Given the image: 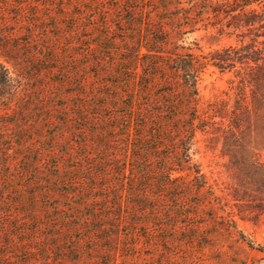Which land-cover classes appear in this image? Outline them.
<instances>
[{"label": "trees", "instance_id": "trees-1", "mask_svg": "<svg viewBox=\"0 0 264 264\" xmlns=\"http://www.w3.org/2000/svg\"><path fill=\"white\" fill-rule=\"evenodd\" d=\"M209 28L239 42H187ZM260 38L264 0H0V264H208L256 250L193 155L198 133L220 132L264 196L247 94L203 102L198 88L208 66L263 80ZM35 109L24 127L12 119Z\"/></svg>", "mask_w": 264, "mask_h": 264}, {"label": "rangeland", "instance_id": "rangeland-1", "mask_svg": "<svg viewBox=\"0 0 264 264\" xmlns=\"http://www.w3.org/2000/svg\"><path fill=\"white\" fill-rule=\"evenodd\" d=\"M68 25L72 23V20L66 21ZM68 30V29H67ZM99 32H106L104 29H99ZM82 36L93 39L94 42L97 40L94 36V31H83ZM78 36V35H77ZM239 39L235 34L233 35H219L216 30L209 28L208 31L199 30L193 35H190L187 42H196L205 52H209L213 48H219L223 46H228L232 44H237ZM72 41V39H70ZM69 40V41H70ZM264 38H260V41ZM245 42H249V39L246 38ZM89 46L88 40L84 45H78V48L82 50L85 46ZM251 72L249 69L238 68L236 70L220 72L217 68L208 66L204 72L201 74L199 81V95L201 100H215V99H225L229 100L232 104L236 95L239 92V89L243 91L248 96V105L255 112L252 114V121L250 130L247 133V139H250L252 145L257 148L264 147V79L256 83L249 82ZM23 83L26 81H22ZM23 85L21 90H28L31 92V95H36L35 87ZM26 88V89H23ZM260 93V99L252 100V92L256 91ZM260 101V102H259ZM62 103V100L55 99L52 104ZM44 106V104H43ZM256 107V109L254 108ZM39 108V107H38ZM37 108V109H38ZM35 109L34 114H30L28 119H21L20 115H15L12 119L18 122V126L24 127L30 123L32 119L36 117L39 118L42 113ZM55 109V107H54ZM54 115H58L61 119L63 116L61 113L54 111ZM57 109V108H56ZM27 123V124H25ZM32 123V122H31ZM42 124V123H41ZM84 126V122H81ZM34 124L32 123V129H28L29 133L26 131L21 133L22 139L24 140L23 135H33L34 137ZM78 127V126H77ZM9 129L13 136L15 132L19 131L20 127L16 128L11 126ZM47 129V128H46ZM91 131H94L95 126H90ZM67 137L75 138L74 128L67 129ZM202 134L198 133L196 136V147L193 155L194 161L200 166L203 173L207 175L210 181L215 184V189L218 195L226 194L225 197L229 202V206L233 208V219L237 223V226L243 233L252 241L255 242L256 250L241 249L239 250L238 246L234 248V253L227 256V260L220 262L218 256L220 254H212V258H208V264H264V252H260L257 249L258 247H264V196L262 195L261 178L253 175L252 178L242 172L239 168L233 165L230 162V159L227 155L223 154L222 141L223 138L220 136V132ZM36 139H38L36 137ZM47 142V141H46ZM25 143V141H24ZM63 149L65 147L62 145ZM22 151H19L21 155ZM236 153V152H235ZM259 161L264 163V151L259 154ZM29 156H33V153H30ZM231 195H234L238 200H234ZM228 212H232L229 207L226 208ZM236 260L237 262H232Z\"/></svg>", "mask_w": 264, "mask_h": 264}]
</instances>
